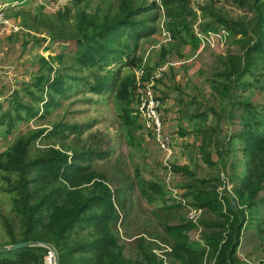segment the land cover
I'll return each mask as SVG.
<instances>
[{
	"label": "rangeland",
	"instance_id": "obj_1",
	"mask_svg": "<svg viewBox=\"0 0 264 264\" xmlns=\"http://www.w3.org/2000/svg\"><path fill=\"white\" fill-rule=\"evenodd\" d=\"M137 1L156 3L151 13L157 17L150 22L151 28H154L151 34L138 41L133 53L136 64L112 63L103 70L78 68L76 73L81 79L76 81L80 84L78 88H72L68 97L49 107L47 112L41 111L42 116L15 119L10 126L5 122L8 117L4 120L3 114L11 111L15 115L10 102L13 96L35 107L43 104L21 90L26 87L34 89L32 83L41 66L39 58L46 57L52 62L54 70L61 72L65 70L63 63L54 57L61 54L65 65L71 62L72 45L54 39L45 22L54 21L55 13L66 7L71 9L72 14L78 9L94 13L117 11L119 3L118 0H81L77 3L74 0H0V9H4L7 20L21 27L19 31H12L0 25V153L20 135H28L37 129H44L45 134L50 136L38 139L36 150L55 145L66 148L70 154L74 151H93V158L88 161L92 170L105 175L107 184L115 191L119 214L116 227L124 256L131 264H137L136 261L149 264L143 258L142 248L145 247L155 252L161 264H180L169 255L170 242L165 239V225L191 221L194 228L189 231L190 240L205 246L202 240L203 222L217 218L207 208L197 206L192 194L186 196L185 193H191V189L184 185L192 184L195 188L198 184L204 188L197 179H208V187L219 191L223 201L224 196L233 197L239 208H244L247 205L238 202L235 181L238 183L245 174L247 161L239 139H234L232 150L228 153V143L222 147L217 143L219 138L223 140L242 129V108L236 105L233 109L229 98L219 94L213 86L216 73L224 68L228 57L242 52L244 44L239 38L243 35L231 34L223 44L203 47L201 42L195 44L193 36L179 22L184 20L189 32L196 35V29H199L197 22L201 29L205 24L211 26L216 23L212 16L215 12L218 16L242 20L250 29L255 19L254 0H191L186 7L192 9L197 18L184 11L178 17L172 6L167 7L163 0ZM204 5L214 9L203 14L201 7ZM219 28L224 29L221 25ZM250 36L257 38L252 31ZM257 68L255 75L245 76L246 87L239 86L234 94L238 99H248L259 108H264V60H260ZM142 69L144 73L140 80L144 85L153 81L151 88L161 101V115L173 148L172 158L168 161L171 167L164 162L165 153L159 147L157 138L144 127L140 117L141 92L137 77ZM117 71H120L119 78L135 76L136 92L130 107L137 120L132 136L128 135L125 122L120 118L122 104L116 90L101 93L91 89L99 77ZM146 73L149 79H145ZM232 110L234 116L229 115ZM21 112L25 114L24 110ZM68 125L79 126V132L67 130ZM55 127L59 132L53 134L51 130ZM214 127L217 128L218 139L208 145L203 134L211 132ZM204 154H209L212 163L205 162ZM172 165L182 170L176 171ZM185 169L195 175L187 174ZM4 181L0 174V246L9 241L1 214L13 221L16 232L20 229V221L12 211L13 194L5 191L2 186ZM153 183L161 185L164 193H156ZM262 195L264 190L259 192V196ZM254 209L253 212V207L248 206L246 210V227L237 251L241 264H264V204L259 203ZM194 210L196 212L192 214ZM94 236L93 229L80 235L82 239ZM46 259L48 264H54L53 257Z\"/></svg>",
	"mask_w": 264,
	"mask_h": 264
},
{
	"label": "trees",
	"instance_id": "obj_2",
	"mask_svg": "<svg viewBox=\"0 0 264 264\" xmlns=\"http://www.w3.org/2000/svg\"><path fill=\"white\" fill-rule=\"evenodd\" d=\"M190 1L163 0V3L167 7L172 6L178 17L184 11L197 18L198 15L186 7V3ZM77 2L81 0H74V3ZM118 3L117 11L94 13L78 9L72 14L71 9L66 7L55 13L54 21L45 22V27L54 39L72 45L71 62L65 65L61 54L54 57L63 63L65 70L61 72L54 70L55 67L49 59L40 57L41 66L32 83L34 89L26 87L21 90L43 104L35 107L22 103L17 96H13L10 102L15 115L11 111L3 114L4 120L8 117L5 121L7 124L12 126L15 119L42 116L49 107L68 97L72 88H78L80 84L76 81L81 79L76 73L78 68L103 70L112 63L136 64L133 53L139 39L149 36L154 30L150 22L157 17L151 13L156 3L147 4L137 0H118ZM253 4L255 19L250 29L242 20L218 16L215 12H212V16L216 23H212V27L205 24L202 28L204 31L213 30L207 28L218 30L221 25L230 35H243L239 38L244 44L242 52L230 55L224 68L216 73V79L213 80V86L219 94L229 98L233 109L236 105L242 108V129L223 140L219 138V141L216 127L211 132L205 131L203 136L208 145L217 141L222 147L224 143H228L227 153L232 150L234 139L241 142L247 161L246 172L238 183L233 181L236 183L238 202L247 206L239 208L233 197L224 196L223 201L219 197V191L208 187V179H197L204 188L198 184L195 188L192 184H185V187L191 189V193L185 195L192 194L197 206L207 208L217 218L211 222H203L202 240L205 246L190 240L189 231L194 228L191 221L165 225V239L170 242L169 255L180 264H241L237 251L242 231L246 227L247 207H253L254 212L259 203L264 204V195L259 196V192L264 190V108H259L248 99H238L234 94L239 86L246 87L248 82L245 76L255 75L260 60H264V0H254ZM177 6L179 8L176 11ZM201 9L203 14H207L214 8L204 5ZM179 23L193 36L195 44L200 42L196 35L189 32L188 24L184 20ZM250 31L256 35V39L251 38ZM177 32L180 33V30ZM119 76L120 71L106 73L91 85V89L101 93L116 90L122 104L119 108L120 118L125 122L128 135L132 136V128L137 120L130 107L136 92L135 76ZM149 78L146 73L145 79ZM234 114L232 110L229 115ZM162 119L166 127L163 115ZM56 127L51 130L53 134L59 132ZM66 128L71 132H79L80 129L74 125ZM219 130H222L220 126ZM45 132L44 129H37L28 135H20L8 149L0 153V174L5 179L2 186L6 192L13 194L12 211L20 221V229L16 232L13 221L7 215L1 214L9 241L0 247L7 248L22 241L39 243L0 252V264H48L46 258H52L53 253L42 244L44 242L56 247L60 264H131L124 256L123 246L119 242V231L116 227L119 214L115 191L107 184L105 175L95 173L88 162L93 158L94 152L74 151L70 154L66 148L55 145L36 150L37 140L50 136ZM203 158L206 163H212L209 154H204ZM172 168L176 171L182 170L181 167L173 165ZM184 172L195 175L188 169ZM153 187L156 193H164L161 185L153 183ZM89 229L95 231V236L92 239H82L81 233ZM142 250L143 258L149 264L162 263L155 252L145 247ZM136 263L144 264L141 261Z\"/></svg>",
	"mask_w": 264,
	"mask_h": 264
},
{
	"label": "built area",
	"instance_id": "obj_3",
	"mask_svg": "<svg viewBox=\"0 0 264 264\" xmlns=\"http://www.w3.org/2000/svg\"><path fill=\"white\" fill-rule=\"evenodd\" d=\"M198 2L201 1L198 0ZM0 25H5L12 31H19L21 28L17 23L7 20L3 8L0 9ZM196 26H198L200 30L196 29L195 34L199 38V41L201 42V45L203 47H205L206 45L214 46L219 43L223 44L225 39H227V37L230 35L226 29L204 31L200 28L199 22H197ZM143 73L144 70L142 69L141 74L137 77V85L141 92L139 105L140 117L144 124V127L148 131H152V133L157 138L159 147L165 153L164 162L171 167L168 161H170V159L172 158L171 156L173 154V148L171 146V136L167 132V129L163 124V119L160 111L161 101L154 95V92L151 88L153 81L151 82V84L144 85L140 80V76ZM195 212L196 211L194 210L192 214H195ZM196 220L197 218H195L194 221Z\"/></svg>",
	"mask_w": 264,
	"mask_h": 264
},
{
	"label": "water",
	"instance_id": "obj_4",
	"mask_svg": "<svg viewBox=\"0 0 264 264\" xmlns=\"http://www.w3.org/2000/svg\"><path fill=\"white\" fill-rule=\"evenodd\" d=\"M38 242H33V241H22L16 244L11 245L10 247H0V252L5 251L6 249H18L22 247H27V246H35L38 245ZM45 247L49 248L52 253H53V258H54V264H60V255L56 247H54L52 244L44 242L42 243Z\"/></svg>",
	"mask_w": 264,
	"mask_h": 264
}]
</instances>
